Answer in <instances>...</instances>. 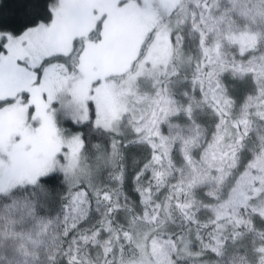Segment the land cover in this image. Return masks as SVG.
Segmentation results:
<instances>
[{
  "label": "snow or ice",
  "instance_id": "1",
  "mask_svg": "<svg viewBox=\"0 0 264 264\" xmlns=\"http://www.w3.org/2000/svg\"><path fill=\"white\" fill-rule=\"evenodd\" d=\"M236 16L264 23V0H231V7L220 0H47L42 19L0 6V247L7 264H21L17 257L36 264L44 249L62 253L66 264H89L97 249L103 264H203L205 255H224L229 240L253 233L264 240L256 227L264 221V132L257 126L264 120V28L238 24ZM185 30L200 49L194 63L180 46ZM184 64L191 65L188 91L178 99L174 78ZM226 72L254 74L261 85L239 113ZM143 78L159 87L137 93L145 104L137 111L127 97ZM204 106L215 114L210 130L192 121ZM126 119L127 133L120 128ZM182 121H192L188 133ZM91 128L111 134L109 144L97 145L95 168L83 163ZM254 130L258 147L241 163ZM130 149L141 154L131 176L138 212L127 203ZM105 168L116 171L101 186L94 177ZM229 170L234 179L225 191ZM61 174L63 225L55 231L42 209L51 200L47 186ZM212 182V202L196 200ZM201 207L210 209L205 218ZM28 222L31 231L21 228ZM251 251L264 264V246Z\"/></svg>",
  "mask_w": 264,
  "mask_h": 264
},
{
  "label": "clouds",
  "instance_id": "2",
  "mask_svg": "<svg viewBox=\"0 0 264 264\" xmlns=\"http://www.w3.org/2000/svg\"><path fill=\"white\" fill-rule=\"evenodd\" d=\"M220 2L224 7H231V0H220ZM245 2L252 4L255 3V0H245ZM235 19L238 24L247 25L251 23V26L253 28H256L257 30H259L260 28H264V23L250 22L239 16H236ZM180 46L183 48L185 54L192 58V62L194 63L195 58L200 54V49L195 37L191 35L187 30H185L184 32V39L180 42ZM176 71L180 75L174 78L176 83L173 85V88L177 93V98L184 99V93L188 91V87L185 84L184 77L190 74L191 65H181L176 69ZM223 82L228 93L233 97L235 101V105L233 108L234 113H239L241 110V106L246 100V98L249 95H257L261 86L259 83H257L255 75L251 73L247 74L244 77H240L233 75L231 72H226L223 76ZM158 87L159 85L156 84V82L150 78L141 79L138 83V87L136 88L135 92L127 97V102L129 106L136 108L137 111H140L145 107V104L137 100V93L140 95H151ZM252 111H254V109ZM192 121H195L196 123L200 124L203 129L210 130L215 121V114L213 113L211 108L204 106L196 110L195 115L192 117ZM192 121L181 122L184 125L183 130L185 133H188L190 131ZM257 126L259 127L261 132H264V120H258ZM120 128L123 132L127 133L129 129L127 119L121 123ZM87 139L88 143L83 154V163L95 168L96 155L98 151L97 145L104 147L105 145L109 144L111 141V134L104 131L103 129L91 128L87 132ZM258 144L259 141L257 133L254 130L253 133L249 136L245 148L240 153L241 163H243V161L251 155L252 151L256 147H258ZM140 158L141 154L137 151H133V149H130L125 153V159L123 161V164L129 175L130 173L134 172L136 164L140 160ZM183 163L184 162L182 157L178 155L177 168L182 167ZM114 171H116V169H101L100 172L94 177L95 182L101 186L112 183L109 177ZM176 179H179V172L176 173ZM233 179L234 177L231 174V170H229V174L225 176L223 185L225 191H227ZM173 183H175V180L173 181ZM132 184V192L135 193L134 179L132 180ZM66 186L67 185L63 174H61L59 181L55 185L47 186L49 192L51 193V200L50 203L42 209V214L52 218L53 224L51 227L55 231L62 230L63 221L62 219H58V217H60L61 214V203L63 201L64 189L66 188ZM216 186L217 185L215 184V182H212L200 187L196 192V200L204 201L205 203L212 202V197L210 196V193ZM127 203L132 205L133 209H135L137 212L141 207V205H139L136 199H133L131 195H129ZM199 214L201 218H205L208 214H210V209L201 207L199 209ZM120 220L122 223L125 222L123 215L121 216ZM179 226V220H177L174 224H169L170 229H175ZM139 227H141L142 230V226ZM256 227L258 231H264V221L258 219L256 221ZM21 228L25 231H31L33 225L32 223L28 222L22 225ZM242 230L243 229L241 227V231ZM228 244L229 247L225 254L222 256L216 254H208L201 257L203 264H233L234 258L238 259L241 256L248 257V264H258V260L253 257L251 249L253 246H255L256 248L264 246V240H261L257 234L253 233L247 234L242 237H237L234 240H229ZM117 247H119V245H117ZM37 251L38 257L36 264H51L48 259L49 256H53L55 258L54 264H66V259L62 255V253H59L55 250L49 251L47 249ZM5 255L6 250L0 247V264H7V262L4 260ZM118 255L119 253H117V256ZM125 255L129 260H131L135 255V249L129 246ZM17 259L22 264L23 257H17ZM89 264H103V260L99 254V249L92 251Z\"/></svg>",
  "mask_w": 264,
  "mask_h": 264
},
{
  "label": "trees",
  "instance_id": "3",
  "mask_svg": "<svg viewBox=\"0 0 264 264\" xmlns=\"http://www.w3.org/2000/svg\"><path fill=\"white\" fill-rule=\"evenodd\" d=\"M46 4L47 0H0V6H2L5 11L14 9L17 13H20L22 17L28 19H42L44 17ZM133 151L136 150L133 149ZM132 175H134V172L129 175L130 179L126 185V191L128 195L136 199V193L132 192Z\"/></svg>",
  "mask_w": 264,
  "mask_h": 264
}]
</instances>
